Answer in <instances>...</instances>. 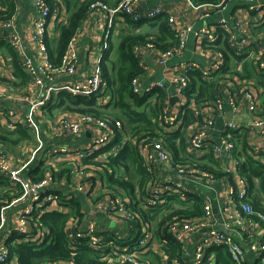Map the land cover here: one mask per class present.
I'll list each match as a JSON object with an SVG mask.
<instances>
[{
    "label": "built area",
    "instance_id": "2783aa9c",
    "mask_svg": "<svg viewBox=\"0 0 264 264\" xmlns=\"http://www.w3.org/2000/svg\"><path fill=\"white\" fill-rule=\"evenodd\" d=\"M12 1L15 4V12L9 18H7V8L0 4V39L5 40L15 51L20 59L22 71L29 77L27 90L18 97L22 103L29 105V113L24 116L20 115L17 108L4 109L0 102V124L10 132L15 131L18 125H25L32 129L37 139V152L43 148L44 141L40 133V123L36 118L54 97L60 93L84 98L103 95L106 87L101 65L103 55H100L97 65L83 79L57 82L56 76H74L78 71V31L63 56L62 64L54 67L49 61L48 40L54 41L59 37L60 27L66 24L70 17L68 7L64 0H32L36 17L31 21L29 27L31 33L28 37L22 33L19 23L21 0ZM142 1L146 0H121L114 5L105 0L90 3L87 14L108 13L109 24L106 34L104 38L101 36L102 51L105 52L109 48L108 38L113 31V20L116 15L127 14L136 23L144 20L154 21L160 17L165 18L167 15L169 28L175 34L178 43L175 48L160 53L159 63L164 67L169 66L170 59L186 50L190 36H193L198 43L205 45L206 60L203 63L194 60L180 63L178 74L169 81L174 85L175 94L180 100V110L171 115L165 111L161 114V127L165 131L163 135L143 133L132 136L129 140L136 147L149 174V180L144 188L139 187L137 190V199L140 198L143 209L146 211L170 205L172 198L180 199L183 203L195 197L203 200L201 218L175 221L169 225L167 232L181 245L184 254L183 261L176 258L171 264H215L218 249L229 254L232 264H250V262L264 264V213L253 208L249 181L243 175L246 156L253 160L255 157L264 156V144L261 149H254L251 144L249 155L242 154L237 149L235 138L245 127H242L234 118L233 121L225 119V103L222 100H216L214 104L209 102L199 104L197 101L188 102L186 96L190 86L188 76L190 72L199 70L201 78L210 82L214 74L224 65L223 53L216 50L222 33L229 35L230 45L237 51H243L249 46L254 29L264 24V0H237L236 3L245 5L247 12L253 16L251 23L232 17L229 20L222 18L216 24L198 28L189 24H177L174 16L160 7H154L146 14H139L136 6ZM186 1L194 8L206 12L204 15L207 16L209 10H223L228 3L235 0H218L215 3L197 6L194 0ZM147 48L156 49L151 43L147 45ZM216 55L218 61H216ZM246 57L259 71H264V50L246 52ZM5 69L0 62V79L4 76ZM146 80L147 77L144 74L132 80V90L136 95L140 97L156 95L158 91L168 87L165 80L148 82ZM244 97L250 115L249 127L254 133L260 135L264 143V93L258 95L247 88L244 90ZM231 103L233 108L231 112L235 116L234 112H240L239 105L234 99ZM187 110L193 113V122L184 127ZM219 116L225 121L222 131L216 129V119ZM54 126L57 130L56 135L79 137L88 130H96L97 136L90 144L76 151L53 146L47 151L49 157L73 155L80 161L93 159L106 163L110 156L117 155L122 148L121 144H115L111 151L102 152L115 142L119 134L125 132L124 124L119 119L98 118L91 114H80L77 118H73L69 114H62L56 118ZM181 128L184 129L188 155L192 157V160L178 163L166 146L164 135L175 133ZM122 143L124 144L123 141ZM31 161L32 158L18 166L3 150L0 152V183L6 182L10 191L20 190L22 193L10 204L0 207L1 233L7 224L11 208L14 205H22V209L16 214L15 223L20 225H15L12 235L0 237V264H8L11 250L7 241L10 237V239H13L15 235L20 237L16 240L19 244L42 243V237L47 234V231L38 230L36 234H33L35 233L34 226L31 224L33 217L37 218L48 211H65V208L58 204L55 195L46 193L53 182L51 175L48 174L40 182L26 180L23 177L22 173ZM206 165L212 169L202 167ZM78 175L81 176L82 181L75 187L77 192L88 197L100 196L105 199L101 201L100 198V212L109 217L122 218L125 224L134 222L139 217L137 210L131 207L132 199L129 195L107 189L98 181L97 185L95 181L99 179L96 176H90L87 170L79 171ZM85 185L87 189L83 188ZM94 190L97 191L95 194ZM214 204L219 208V219L214 213ZM75 223L78 221L71 224L75 230L74 238L71 239L72 249L79 250L78 246L82 240H85L92 250H101L104 237L98 234L97 227L83 221L80 223L84 227L79 228ZM142 225L141 238L133 245L122 246L117 243L107 245L106 243L111 252L106 254L104 261L108 264H151L143 260V255L154 251L161 255L163 264H168L169 257L163 251L166 240L157 241L154 227L148 223H142ZM199 232H202V235L194 242V246L190 247V237ZM188 254H191V258ZM250 255L253 256V261L250 260Z\"/></svg>",
    "mask_w": 264,
    "mask_h": 264
},
{
    "label": "trees",
    "instance_id": "16d2710c",
    "mask_svg": "<svg viewBox=\"0 0 264 264\" xmlns=\"http://www.w3.org/2000/svg\"><path fill=\"white\" fill-rule=\"evenodd\" d=\"M108 2V0H105ZM121 0H119L120 2ZM198 3H215L218 0H196ZM70 11V17L66 24L60 27V34L57 40L49 41V61L54 67H59L62 64V59L68 46L76 35L83 19L86 17L89 9L90 2H81V0H64L63 1ZM3 4L7 8V18L11 17L15 12V4L12 0H6ZM127 22L131 26L137 28V23L133 22L131 18L126 17ZM149 32L143 33H129L122 30L118 37L117 48H114L110 40L109 48L105 53L102 61V73L106 81L104 96L109 98L107 104H99L97 97L84 98L75 97L71 94L60 93L52 99L45 110L48 113L52 112H77L82 114H91L98 118H118L123 120L124 126L129 129L132 136H137L143 133L156 134L158 129V116L159 107L153 109V114H147V108L151 106L148 103L149 96L140 97L132 90V80L137 76L144 74V68L140 64L139 59L134 55L133 50L138 45L153 44L160 50L167 51L177 46V38L168 26V19L164 17L158 18L157 23L150 25ZM109 42V39H108ZM4 42L0 43L3 45ZM116 49V57L111 58L112 51ZM10 57L13 59L15 67V75L20 81L19 85L24 87L29 83V77L22 71L20 59L18 55L10 49ZM192 73V72H191ZM190 73V74H191ZM191 84L186 91L188 102L194 98L199 104L204 102L213 103L216 100L214 91L217 80L213 84H206L202 80L200 73L193 74ZM199 92L198 95L194 93ZM193 122V113L187 110V117L184 122V127ZM183 127V128H184ZM183 128L173 133V135L165 134L166 146L170 149L178 163L185 162L186 160L180 159V153L184 151V132ZM125 129V128H124ZM163 134V132H162ZM179 140V143L177 142ZM32 142V135L29 129L18 125L15 131H8L0 124V144L7 147H17L26 142ZM115 144H121L122 148L117 155L109 157L105 163L106 168L100 175H106V186L112 191H116L118 187L131 193L135 199V183L131 180L134 177H140L139 187L144 188L149 180V174L143 165V160L139 155L136 147L131 141L122 143L120 135L117 136L115 142L106 147L102 152L111 151ZM47 149L40 152L41 156L36 159L34 164L29 166L26 175L29 180L33 182H40L48 173L52 175L53 181H59L67 174L68 170L62 165L59 172L52 169L49 171V166H46L43 157ZM89 160V159H87ZM99 166V165H97ZM101 167V166H99ZM206 169H212L209 166H202ZM102 168V167H101ZM124 169L129 179L120 177L117 174L119 170ZM48 170V171H47ZM111 170V172H110ZM243 175L248 179L251 193V204L256 211L264 213V165L258 161L253 160L251 157L246 156V163L243 166ZM113 172V173H112ZM105 178V177H103ZM69 180V178H68ZM103 180V179H102ZM104 181V180H103ZM60 190H46V193L55 195L58 204L62 208L70 209L69 212L65 211H48L41 216L33 217L31 224L34 226L36 234L39 231H47V234L42 237V243L39 242H25L22 244L16 243L20 237L15 235L13 239L7 241L10 247L11 255L8 264H108L104 261L107 253L111 249L107 246L113 244L114 241L120 244V240L113 233H106L99 231V235L104 237V243L101 250H92L85 240L81 241L77 251L72 249V240L74 238L73 231H75L71 224L74 221H82L85 217L82 212L84 197L81 192H74L71 195H65ZM20 190L10 191L9 185L6 182L0 183V207L10 204L13 200L21 196ZM70 196V198H69ZM176 204V205H175ZM203 200L195 197L188 202L183 203L180 199L172 198L170 205L155 207L151 211L143 209H135L140 212V216L134 221L129 222L127 225L130 242L128 245L137 243L141 238V229L143 225L140 223H148L155 226V236L157 241L166 240V245L163 248L166 256L169 257L168 264H171L173 259L183 261V251L181 245L167 232L169 225L172 222H179L191 218H201L203 216ZM140 218V219H139ZM4 237V236H0ZM115 238V239H114ZM107 243V245H106ZM215 264H232L229 254L222 250H216ZM144 261H149L151 264H161V257L159 254L149 251L143 255Z\"/></svg>",
    "mask_w": 264,
    "mask_h": 264
},
{
    "label": "crops",
    "instance_id": "0c3cea01",
    "mask_svg": "<svg viewBox=\"0 0 264 264\" xmlns=\"http://www.w3.org/2000/svg\"><path fill=\"white\" fill-rule=\"evenodd\" d=\"M88 1L91 3L96 0H81V2H85V3ZM117 2H119V0H108V3L111 5H114L115 3L117 4ZM236 2L237 0L231 1V3L230 4L228 3L225 6V9L223 10L211 9L209 10V14L207 16L204 15L206 12L194 8L186 0H146V1H142L140 4L136 6V11L139 14H146L152 8L160 7L165 12L170 13L171 16H174L177 24L179 25L189 24L196 28L208 24H216L222 18H226L229 20L232 17H237L242 21L251 23L253 21V16L247 12L245 5ZM194 4L197 6L200 4H208V3H198L196 0H194ZM35 17H36V13L32 0H21L20 11H19V23L22 33L26 34L28 37L31 33V30L29 29L31 21ZM126 17H128L127 14H118L115 16L113 20L114 28L110 37L108 38L109 39L108 44L110 43L111 40L114 48H117L116 46L118 45L119 42L118 37L122 30H125L132 34L149 32L147 30L149 29L150 25H153L158 21V19L154 21L144 20L142 22L137 23L136 24L137 28H134L131 26V23L127 22ZM165 18L167 19V15H165ZM108 24H109L108 13L86 15L80 27L78 28L79 34H78L77 42H78L79 60H78L77 74L74 76H67V77L56 76L55 80L57 82H61L63 80L76 81L83 79L87 74H89L92 71L94 66L97 65L100 55H103L104 58L105 53L108 49L105 52L102 51V44L100 43H101V36L102 38H104L106 34ZM1 42H4V44L1 45L2 47H0V62L6 68L4 76L0 79L1 106L4 109L17 108L20 115L25 116L29 113V105L26 103H22L18 99V97H20V95H22L27 90V85L24 87L19 85L20 81L15 75V67L13 64V59L10 57L11 46L3 39H0V43ZM205 49H206L205 45L198 43L193 36H190L186 50L181 54L175 55L172 59H170L169 66L164 67L159 63V56L161 52H164L163 50H160L158 47H156L155 50L148 49L147 45L145 46L138 45L134 48L133 53L139 59L140 64L144 68V75L147 77L146 82L153 80H165L166 83L168 84V87L165 90L158 91L156 95H150L148 100V103H150L151 106H155V105L158 106L160 111L158 116V123H157L158 129H156V133L162 134V132H165L163 130V127H161V121H160V116L164 111L168 115H171L177 113L180 110V106H179L180 100L175 94L174 85L170 84L169 81L174 79L175 75L178 74L179 72L178 66L180 63H185L189 60H194L199 63H203L206 60ZM216 50L221 51L223 53L224 65L221 67V69L218 72L214 74L213 80H211L210 82L205 81L203 78L202 80L205 81L206 84H213L217 80V84L215 85V91H214L215 98L216 100H222L225 103L226 120L233 121L234 118L242 127H245V129L241 130V132L235 138V141H236L237 149L240 152H242V154L246 153L247 155H249V149L251 147V144L254 147V149L256 148L261 149L264 143L260 138V135L254 133L249 127L250 115L247 111L246 100L244 97V90L250 88L254 91V93H257L258 95L263 94L264 71H259L255 67L254 63L247 59L246 52L254 51V50L255 51L264 50V24L254 29V35L251 37L250 44L245 50L237 51L233 49L230 45L229 35L226 33H222L220 35L219 44L216 47ZM30 52L34 53L31 50ZM116 55H117L116 49H114L112 51L111 58L114 59ZM212 57L214 58V55H212ZM216 61H218L217 55H216ZM190 73L188 76L191 84V80L194 77L193 74L200 72L199 70H195L192 71L191 74ZM194 94L198 95L199 92H196ZM232 99H234L236 101V104L239 105L238 109L240 110L239 113L234 112L235 116H233L231 112L233 111L232 103H231ZM97 100L99 104H107L109 102V98L105 97L104 93L100 97H97ZM216 100H214L212 104H214ZM194 101L196 100L193 98L191 102ZM57 113L58 112L48 113L44 109V111H42L36 118L37 121L40 123V127H41L40 133L44 141V146L40 151L36 152V148L38 147L36 135L34 134L32 129L28 128L25 125L22 126L29 129L32 135V139H33L32 146L29 144V142H26L17 147H7L0 144V152L3 150L6 154H8L11 161L18 166H21L27 160L30 161V158H32L30 164L24 169L22 173L23 177L26 180L30 179L26 175V172L30 169L29 166L31 164H34L36 162V159H38L41 156L40 152H43L46 149L48 151L53 146L65 147L67 149H75L76 151L77 149L90 144L93 138L97 136L96 130H92V131L88 130L79 137L67 136L65 134L56 135L57 130L56 127L54 126V122L57 116L61 114H69L73 118H77L80 114H82L77 112H73V113L62 112L57 115ZM124 128H125V132L119 135L121 137V141L126 143L131 139L132 135L130 134L129 129L126 126H124ZM173 133L174 132L168 133V135H172ZM184 140H185L184 151L180 153V159L191 161L192 157L188 155V146L186 139ZM177 142L179 143V140H177ZM24 145L26 146V150H27L26 153L23 152L20 158L21 160L15 159L14 158L16 154L15 152L17 151L18 148ZM28 145H30L32 148L30 149V153L27 156L26 154L28 152V148L30 147ZM74 154H76V152H74ZM43 160L45 161L46 166H49V171L51 173H52V169L55 170L56 172H59V169L61 168L59 167L60 165H62L65 168L63 163H66L68 170V175L66 174L63 177V179L60 181L58 179L54 180L51 186L48 188V191L54 189L60 190V188L62 187L64 188V190L62 191L65 193V195H67V193L71 195L72 193L76 192V189L72 184V179L76 180L78 183L81 182L82 178L80 175H78V172L83 170H87L88 172H90L91 175L98 177L99 179L98 182L101 183H103L104 181L107 182L106 175L103 176L105 178L101 177L100 175V173L101 172L103 173V170L106 168V165L103 161H96L93 159H89V160L84 159L80 161L77 157L73 155H69V156L60 155L58 157H53V156L49 157L47 155V152L43 157ZM61 160H67L70 161L71 163L67 161L60 162ZM205 160L207 161V159ZM255 160L264 165V156H261L260 158L255 157ZM97 165L101 166L102 168ZM48 174L51 175L50 173ZM113 174H117L120 177L123 176L126 179L127 178L129 179L124 169H121L118 171V173H113ZM131 180L135 183L134 184L135 199L133 198L131 193L127 192L126 190L120 187H118L116 193L119 194L126 193L132 199V204H131L132 208L143 209L142 201L140 200V198L139 200L137 199V190L139 189V182L141 178L134 177L132 179L131 177ZM105 182L103 184L106 186ZM95 190H94V194L97 192ZM100 198H101L100 196L84 197L82 212L84 213L85 217L81 222L86 221L87 224H90L93 221H95V226L97 227V229L100 230V232L105 231L106 233L107 232L113 233L120 240V245L127 246L128 243L130 242L129 240L130 232H128L129 225L125 224L124 223L125 221L122 218L109 217L104 213L100 212L99 209ZM102 200L105 199L101 198V201ZM20 209H22V205L20 204L19 206L14 205L11 208L8 214L7 224L4 226L3 230L1 231L0 236H9L14 233L16 214L17 212H19ZM218 209L219 208L217 207V205L214 204L213 210L214 213L217 215V218L219 219ZM69 211L70 209L65 208V212H69ZM140 223L142 224L144 222L140 220ZM153 227L155 229V226ZM201 235L202 232L193 234L190 237L189 246L193 247L194 242L197 241ZM155 239L158 240L156 236ZM114 243L116 242L114 241ZM188 257L191 258V254H188ZM250 260L251 261L254 260L252 255H250Z\"/></svg>",
    "mask_w": 264,
    "mask_h": 264
},
{
    "label": "rangeland",
    "instance_id": "374dc122",
    "mask_svg": "<svg viewBox=\"0 0 264 264\" xmlns=\"http://www.w3.org/2000/svg\"><path fill=\"white\" fill-rule=\"evenodd\" d=\"M157 106L155 105V106H150L149 108H147V114H153V109H155ZM60 114V113H59ZM57 115H58V113H57ZM62 115V114H61ZM60 116V115H59ZM58 117V116H57ZM29 142V144L32 146V144H33V142H30V141H28ZM30 145H28V146H30ZM29 147L28 148V152H27V156H28V154L30 153V149L32 148V147ZM26 146L24 145V146H22V147H20V148H18L17 149V151L15 152L16 154H15V159H17V160H21L20 158H21V156H22V154H23V152H25L26 153ZM59 156V155H58ZM58 156H56V157H58ZM63 161H67V160H61L60 162H63ZM57 162V161H56ZM67 162H69V163H71L70 161H67ZM64 164V166H65V168L67 169V165H66V163H63ZM89 174H90V172H88ZM90 176H91V174H90ZM96 178H98V177H96ZM93 180V179H92ZM98 180H96L95 181V183L97 182ZM105 182V181H104ZM103 182V183H104ZM72 184L74 185V187H76L77 185H78V182L76 181V180H73L72 179ZM107 187V186H106ZM83 188H85V189H87L88 187L85 185ZM107 189H110V188H108L107 187ZM65 191H67V190H65ZM93 194V193H92ZM67 195H69L68 193H67ZM144 210V209H143ZM137 214L138 215H140V212L139 211H137ZM81 221L80 220H78V223H75V225H77L79 228L80 227H84V225H82L81 223H80ZM16 226H18V225H20V224H15ZM89 225H91V226H95V221H93L92 223H90ZM98 231H100L99 229H98ZM14 264V263H13ZM153 264H157V263H153Z\"/></svg>",
    "mask_w": 264,
    "mask_h": 264
},
{
    "label": "water",
    "instance_id": "95a60500",
    "mask_svg": "<svg viewBox=\"0 0 264 264\" xmlns=\"http://www.w3.org/2000/svg\"><path fill=\"white\" fill-rule=\"evenodd\" d=\"M174 101V100H173ZM224 125H225V121H224V118L219 116L217 119H216V129L218 131H222V129L224 128ZM223 230H225V228H222ZM226 231V230H225ZM229 234L230 232L227 231Z\"/></svg>",
    "mask_w": 264,
    "mask_h": 264
}]
</instances>
